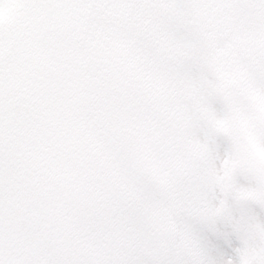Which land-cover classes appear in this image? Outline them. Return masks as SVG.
I'll return each instance as SVG.
<instances>
[{"label":"clouds","instance_id":"9594fccd","mask_svg":"<svg viewBox=\"0 0 264 264\" xmlns=\"http://www.w3.org/2000/svg\"><path fill=\"white\" fill-rule=\"evenodd\" d=\"M0 264H264V0H0Z\"/></svg>","mask_w":264,"mask_h":264}]
</instances>
